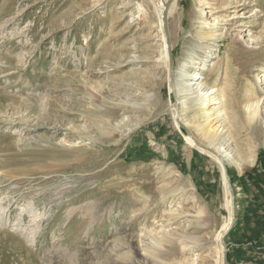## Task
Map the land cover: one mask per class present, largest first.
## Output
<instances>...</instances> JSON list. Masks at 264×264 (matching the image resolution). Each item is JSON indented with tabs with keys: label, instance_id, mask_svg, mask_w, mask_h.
Returning a JSON list of instances; mask_svg holds the SVG:
<instances>
[{
	"label": "rangeland",
	"instance_id": "1",
	"mask_svg": "<svg viewBox=\"0 0 264 264\" xmlns=\"http://www.w3.org/2000/svg\"><path fill=\"white\" fill-rule=\"evenodd\" d=\"M173 1L0 0V264H187L188 222L230 225L222 166L189 138L205 146L162 60ZM177 3L173 77L207 67L231 121L215 145L240 165L225 168L238 264L231 234L264 169V0Z\"/></svg>",
	"mask_w": 264,
	"mask_h": 264
},
{
	"label": "bare ground",
	"instance_id": "2",
	"mask_svg": "<svg viewBox=\"0 0 264 264\" xmlns=\"http://www.w3.org/2000/svg\"><path fill=\"white\" fill-rule=\"evenodd\" d=\"M178 4L179 3H177V0H174L168 10H163L164 6L166 5V2H164L163 8L159 10V19L162 18L163 20V25L162 21H160L159 31L162 33V28L164 29L166 45L168 43L166 19L175 11L176 8H179ZM162 12L163 15H161ZM202 24L208 27L212 26L211 23ZM208 33L210 34V32ZM238 40H241L240 36L238 37ZM167 56L168 57L166 58V54H163L162 60L165 62L168 61L170 79L169 84L171 86L173 99L177 106L178 104L181 106L182 111L180 112V114H183V111H185L186 108L189 109L190 105L195 110V116L197 115L198 119H201V121L198 120V124L196 126V134L205 146L203 147V145L199 141L195 140L190 134H188L189 138L197 148L205 152H209L216 157V159L222 166L223 173L226 170V166L230 164H234L236 165V167H239L240 165L235 161L234 156L228 150L227 145L229 144L230 140L224 138L225 144L218 143L215 145V142L219 138L224 137V134L230 130L231 121L227 117L224 110V95L222 92H220L221 89L216 86L208 87L204 82L205 76L209 73V70L205 66L197 67L196 64L193 63V65L189 69H191L192 72L201 70V73L198 77H196L197 73L195 74L193 72L192 75L194 77H192V79H183L188 75L187 73L183 72L184 66L180 67V78L176 76L173 77L174 74L169 45H167ZM203 57L201 58L199 65H202V63L204 62H208L207 58L205 56ZM261 84L264 85V80L261 81ZM173 109L175 113H177L175 104L173 105ZM181 124L185 128L189 126V123L187 121L181 120ZM253 162L254 157H251L247 160V163L250 165H252ZM224 179L225 181H227L228 187V180L226 179L225 174ZM228 193L230 194L229 189ZM229 194L228 200L231 204L230 225L224 223L221 226V230L217 232L216 229H213V226L211 227L209 225V222L202 223L200 225L197 224L195 226H193L191 222H188L187 230L190 232L185 234L184 239L187 240L186 246H190L189 248H194L195 252L193 258H191L187 264H223V258L226 252L224 240L229 229L234 225V221L232 220L234 205H232ZM199 214H201V211L199 212Z\"/></svg>",
	"mask_w": 264,
	"mask_h": 264
},
{
	"label": "crops",
	"instance_id": "3",
	"mask_svg": "<svg viewBox=\"0 0 264 264\" xmlns=\"http://www.w3.org/2000/svg\"><path fill=\"white\" fill-rule=\"evenodd\" d=\"M261 165L246 180L244 215L238 219L237 229L231 234L242 243L236 246L239 249L238 264H264L257 261L258 250L264 248V169Z\"/></svg>",
	"mask_w": 264,
	"mask_h": 264
},
{
	"label": "water",
	"instance_id": "4",
	"mask_svg": "<svg viewBox=\"0 0 264 264\" xmlns=\"http://www.w3.org/2000/svg\"><path fill=\"white\" fill-rule=\"evenodd\" d=\"M167 45H169L167 43ZM180 126V125H179ZM185 130V129H184ZM225 176H226V179L228 180V189H229V192H230V198H231V202H232V205H234V201H235V197H234V193H233V189L231 188V184H230V178L228 177V174L226 173V170L224 172ZM232 220L234 221L235 223V213L233 212L232 213ZM234 226V225H233ZM233 226L229 229L228 233L226 234V237L228 236V234L231 232ZM223 264H229L228 261H227V255H226V252L224 254V258H223Z\"/></svg>",
	"mask_w": 264,
	"mask_h": 264
},
{
	"label": "built area",
	"instance_id": "5",
	"mask_svg": "<svg viewBox=\"0 0 264 264\" xmlns=\"http://www.w3.org/2000/svg\"><path fill=\"white\" fill-rule=\"evenodd\" d=\"M258 251H259L258 257L260 258L261 261L264 262V248L259 249Z\"/></svg>",
	"mask_w": 264,
	"mask_h": 264
}]
</instances>
